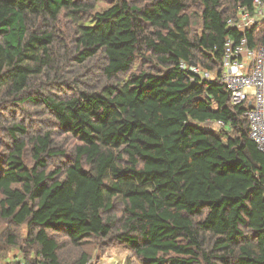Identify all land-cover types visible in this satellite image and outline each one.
I'll return each instance as SVG.
<instances>
[{"label":"trees","instance_id":"16d2710c","mask_svg":"<svg viewBox=\"0 0 264 264\" xmlns=\"http://www.w3.org/2000/svg\"><path fill=\"white\" fill-rule=\"evenodd\" d=\"M102 1L0 0V258L264 264V153L222 81L256 0Z\"/></svg>","mask_w":264,"mask_h":264},{"label":"built area","instance_id":"2783aa9c","mask_svg":"<svg viewBox=\"0 0 264 264\" xmlns=\"http://www.w3.org/2000/svg\"><path fill=\"white\" fill-rule=\"evenodd\" d=\"M262 22L264 3L260 0L254 2L252 10L241 9L237 20L229 22V26L236 28L243 38L238 45L230 38L226 40L222 81L231 93L234 106H248L250 138L264 153V45L252 48L246 37V33ZM189 70L204 80L213 78L212 73L198 66L190 65Z\"/></svg>","mask_w":264,"mask_h":264},{"label":"rangeland","instance_id":"374dc122","mask_svg":"<svg viewBox=\"0 0 264 264\" xmlns=\"http://www.w3.org/2000/svg\"><path fill=\"white\" fill-rule=\"evenodd\" d=\"M106 6H108L107 0H103L98 5L96 12H100ZM205 127L208 130H216L220 126L207 124ZM63 143L68 149H73L77 144L73 138H67L63 141ZM4 230L5 227L2 225L0 227V233H2V231L4 232ZM76 252L78 254L79 250L77 251L76 248L69 247L67 250L65 249L64 253H67V256L71 258L75 257ZM92 256V260L88 264H140L137 256L132 251L122 246H113L104 253L101 252V250L94 249ZM12 261H24L23 253L19 249H12L7 258L4 260L0 258V264H7V262Z\"/></svg>","mask_w":264,"mask_h":264},{"label":"crops","instance_id":"0c3cea01","mask_svg":"<svg viewBox=\"0 0 264 264\" xmlns=\"http://www.w3.org/2000/svg\"><path fill=\"white\" fill-rule=\"evenodd\" d=\"M218 124L221 125V126L223 125V124H221V123H218Z\"/></svg>","mask_w":264,"mask_h":264}]
</instances>
